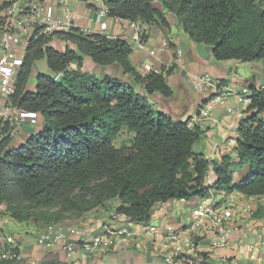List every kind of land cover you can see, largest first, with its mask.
Returning <instances> with one entry per match:
<instances>
[{
	"label": "trees",
	"instance_id": "16d2710c",
	"mask_svg": "<svg viewBox=\"0 0 264 264\" xmlns=\"http://www.w3.org/2000/svg\"><path fill=\"white\" fill-rule=\"evenodd\" d=\"M154 1L176 16L192 40L210 45L216 60L264 58V0H106V4L112 17L168 27ZM8 5H1L0 11ZM53 38L74 48L58 50L51 44ZM131 52L125 40L106 34H86L75 27L51 34L39 26L33 29L10 103L37 112L43 127L16 147H10L11 136L3 130L0 207L5 215L16 222L57 223L117 198L116 213L145 224L152 207L169 199L190 201L212 192L264 195V89L254 93L249 114L237 126L234 149L238 164L247 165L246 174L235 181L231 159L223 156L213 165L216 177L208 184L211 163L193 151L201 135L197 126L156 110L122 79L98 78L82 70L85 56L99 65L118 63L147 93L170 96L166 75L172 68L140 74L129 59ZM42 58L52 73H37L35 89L29 90L33 64ZM58 74L60 81L55 80ZM122 128L134 134L117 147L113 139Z\"/></svg>",
	"mask_w": 264,
	"mask_h": 264
},
{
	"label": "crops",
	"instance_id": "0c3cea01",
	"mask_svg": "<svg viewBox=\"0 0 264 264\" xmlns=\"http://www.w3.org/2000/svg\"><path fill=\"white\" fill-rule=\"evenodd\" d=\"M33 1L16 2L24 8L19 14L25 25H28V8ZM154 5L164 12L169 26L137 21L145 31L143 49L138 48L131 40L133 29L128 20L100 17L96 6L89 0L71 2L76 14L71 27L79 28L86 34L101 33L111 38L125 40L132 47L129 59L140 74L149 71L161 72L162 67L167 71L171 67V72L166 75L167 84L172 91L170 96H164L157 91L147 93L131 75L123 73L118 63L99 65L85 56L82 70L98 78L110 76L122 79L146 96L156 110L176 120L189 119L188 125L197 126L201 131L200 138L193 145V151L202 154L211 163L207 183L214 182L216 176L212 169L213 165L220 163L223 156L230 157L233 178L237 181L247 172L246 164H238L234 149L237 137L233 136V130L235 123L240 120L225 117L224 108L220 106H215L205 115L201 114L202 105L214 90H194L190 84V76L195 72L209 73L220 78L222 86L231 91L244 85L262 90L264 89V58L246 62L234 59L216 60L210 45L192 40L172 12L166 10L157 1H154ZM54 15L63 19V10L56 8ZM104 20H107L108 27L101 30L99 24ZM30 35L31 32L28 33V37ZM55 39L51 40V44L58 50L63 51L66 45L74 48L70 43L57 39L59 44L63 45L59 48L53 42ZM178 50L180 54L177 53ZM71 66L74 67V64ZM46 69L48 70L45 58L35 61L32 67L33 72L35 70L43 72ZM48 73L51 74L49 71ZM28 89L33 90L32 85L28 84ZM227 103L244 116L250 112L235 102L233 94L228 96ZM42 127L41 117L36 124H31L28 120L24 121L11 137L10 147L24 143L28 137L42 130ZM129 132L133 136L134 133ZM214 194L219 196V200H212L211 204L226 215L225 226L230 231L228 242L221 247L213 245L217 230L213 228L209 219H204L203 223L195 228L192 225L194 221L191 214L195 205L201 200L210 203ZM119 203L117 198H113L103 206H98L79 217L60 222L85 227L89 232V238L100 233L103 225H110L113 228L124 227L135 232L134 242L114 245L106 251H97L85 258H81L80 250L75 245L74 252L69 253L66 244L74 243L75 237L69 236L66 242L61 241L54 245L39 244L36 240L37 236L44 231L46 225L16 222L12 218L0 215V229L14 236L20 255L18 260L10 264H163V257L176 248H179L181 253L175 258V264H264L255 258L256 247L264 243V195L247 196L237 192L226 195L223 192H212L207 198L190 201L169 199L158 202L152 207L149 220L145 224L132 221L123 214H116L115 208ZM1 209L3 207H0ZM150 226L155 227L156 231L149 232L147 229ZM251 245H254L255 249H251Z\"/></svg>",
	"mask_w": 264,
	"mask_h": 264
},
{
	"label": "built area",
	"instance_id": "2783aa9c",
	"mask_svg": "<svg viewBox=\"0 0 264 264\" xmlns=\"http://www.w3.org/2000/svg\"><path fill=\"white\" fill-rule=\"evenodd\" d=\"M72 1L34 0L28 8V25H25L20 18L19 12L24 9L22 6L15 3L4 10L5 20L3 27L0 28V138L3 136L5 123H9L10 129H8L7 133L12 137L24 121L28 120L31 124H36L40 117L37 112L18 109L11 105L10 96L15 91L16 74L22 62L28 33H32L35 27H42V32L45 34H51L58 30L67 31L72 28L71 25L76 18V14L71 7ZM89 1L94 3L100 17H112L109 15L106 0ZM56 8L63 10V19L55 17ZM129 23L133 29L131 40L138 48L143 49L145 47V31L136 21H129ZM107 27V20L100 22L99 28L101 30H105ZM177 53L180 54V51L178 50ZM190 84L196 91L214 90V93L202 105L201 114L205 115L215 106H220L224 108L225 117L239 118V120L245 118V116L243 113H237L234 108L228 105V96L233 94L235 102L243 109L248 110L253 101L254 93L259 90L244 85L237 90L231 91L222 86L220 78L214 77L209 73H192ZM238 124L239 121L235 123L233 130V136L236 137L238 136ZM191 216L194 221L192 224L194 228L201 225L204 219H209L213 228L217 230L213 245L218 247L225 246L228 242L230 231L225 226L227 217L223 212L216 209L213 204L201 200L195 205ZM147 230L153 233L156 228L150 226ZM88 234L89 232L85 227L62 224L60 222L49 223L46 224L44 231L37 236L36 240L39 244L54 245L61 241L66 242L69 236H73L75 237L74 243L66 244V246L69 253H72L75 250V245L80 250L81 258H85L87 255L97 251H106L114 245L130 244L135 240L134 231L127 230L124 227L113 228L110 225H103L102 231L91 235L90 238ZM250 248L255 249L254 245H251ZM256 249L257 255L255 258L260 262H264V243L256 247ZM180 253L181 250L179 248L174 249L163 257V264H175V258ZM19 258L16 239L0 229V262H14Z\"/></svg>",
	"mask_w": 264,
	"mask_h": 264
},
{
	"label": "rangeland",
	"instance_id": "374dc122",
	"mask_svg": "<svg viewBox=\"0 0 264 264\" xmlns=\"http://www.w3.org/2000/svg\"><path fill=\"white\" fill-rule=\"evenodd\" d=\"M17 1H18V0H0V6L3 5L4 3H9V5H8V7H9V6L15 4ZM4 20H5V18H4V11H0V28L3 27ZM182 31H183V30H182ZM57 41H58V40L55 39L53 42L56 43V44L59 46V48L63 47V45H62V44L60 45V44H59L60 42H59V41L57 42ZM62 49H63V48H62ZM39 61H41V59H40ZM48 71H49L50 73H52L49 69H48V70L46 69V70L43 71V72L36 71V70H35L34 72H33V71L31 72V75H30V77H29L28 84L32 85V89H33V90L35 89V83H34V81H35V76L37 75V73L39 72V73L49 74ZM249 78H251V77H249ZM6 125H8V126H6ZM4 127H5V128H4ZM4 127H3V130H8V129H10V125L7 124V123H5ZM131 134H132V133H130L126 128H123V130L120 131V132L118 133V135L114 138V140H113L114 145L118 147V146H121L122 144H127V143L130 141L131 137H132ZM212 198H213V199H210V203H209V204L213 203V201H218V200H219V196H218L217 194H214V195L212 196ZM212 200H213V201H212ZM0 215H1L2 217L9 218L7 215L4 214L3 209L0 210ZM73 218H74V217H66V218L63 219L62 221H69V220H71V219H73ZM57 223H59V222H57ZM37 224H40V223H37ZM44 225H46V224H44Z\"/></svg>",
	"mask_w": 264,
	"mask_h": 264
},
{
	"label": "water",
	"instance_id": "95a60500",
	"mask_svg": "<svg viewBox=\"0 0 264 264\" xmlns=\"http://www.w3.org/2000/svg\"><path fill=\"white\" fill-rule=\"evenodd\" d=\"M61 77H62V75H61V74H58V75L55 77V80L60 81V80H61Z\"/></svg>",
	"mask_w": 264,
	"mask_h": 264
}]
</instances>
